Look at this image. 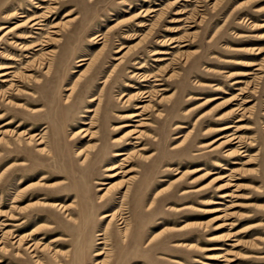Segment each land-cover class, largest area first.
Here are the masks:
<instances>
[{"label":"rangeland","instance_id":"rangeland-1","mask_svg":"<svg viewBox=\"0 0 264 264\" xmlns=\"http://www.w3.org/2000/svg\"><path fill=\"white\" fill-rule=\"evenodd\" d=\"M1 26L0 264H264V0H0Z\"/></svg>","mask_w":264,"mask_h":264},{"label":"bare ground","instance_id":"bare-ground-1","mask_svg":"<svg viewBox=\"0 0 264 264\" xmlns=\"http://www.w3.org/2000/svg\"><path fill=\"white\" fill-rule=\"evenodd\" d=\"M184 1H191V0H184ZM159 9H156V8H152V9H150V13H152V12H156V11H158ZM23 16V15H22ZM143 16H147V13H145ZM45 18V15H41V16H39V17H31V18H29L28 20H27V24H29L30 23V26L31 27H33V28H35V29H42V25H44V19ZM182 19H175V22H177V21H181ZM145 25H148V24H146V23H141L140 24V26H145ZM4 28V26H1L0 27V29H3ZM53 28H55V27H53ZM53 32V34H57V31L56 30H53L52 31ZM34 36L33 35H27L26 37H24V38H33ZM46 43H41V42H37V43H35V44H33V45H28V44H24L23 42H19V41H17V40H12L11 41V43H13L15 46H18L19 48H21V49H23L24 51H29V50H31V49H34L35 47H37V46H39V45H44V46H47V45H51L52 44V42H51V40H49V41H45ZM36 50H38V48L36 49ZM53 53H55V51L52 49L51 51H49V52H47V55H50V56H52L53 55ZM162 54H168L166 51H162L161 52ZM156 54V53H155ZM157 60H165V59H162V58H158ZM4 61V60H3ZM259 66V65H258ZM14 67V65L13 64H9V65H1L0 64V70H3V69H8V70H6V71H3V72H1L0 73V77H3L2 78V82H8V83H11L13 80H15V81H18L19 79H18V77H19V75H17V74H14V71L11 69V68H13ZM28 68H31V65H29L28 64V66H27ZM260 68L261 67H259V68H257L256 70H260ZM250 74H253V73H246L245 75H250ZM14 77V78H13ZM21 78H23L24 76L22 75V76H20ZM147 79H150V78H147ZM155 80H158V79H155ZM241 81H239V80H236L235 81V83H240ZM13 85H16V84H14L13 82H12V84H10V87L8 88L9 90H11L12 89V86ZM9 90H7L5 93H4V96L6 97L7 96V98L9 99V97L11 96V92L9 91ZM243 92H245V91H243ZM147 96H150V95H147ZM97 98L96 97H92V101L93 100H96ZM9 102H11V100L9 101ZM19 104V103H18ZM20 106H21V104H19ZM242 110H245V109H242ZM138 115V113H135V114H132L131 116L133 117V116H137ZM127 124H125L124 126H126ZM234 127V125H232V124H228V125H223V126H221V127H219V128H217L216 129V131H227V130H229V129H231V128H233ZM87 132V131H86ZM130 132V131H129ZM128 133H126L125 135H127ZM87 134H85V135H83V136H86ZM229 137H228V139H227V141H225V144H227V143H232V144H234V143H238V142H241L242 141V138L240 137V135L238 134V129H237V131L234 133V134H230V135H228ZM118 140H120V139H118ZM41 142H43V141H41ZM115 155L116 156H125L126 155V152H123V151H119V152H116L115 153ZM128 158H129V156H128ZM118 166L119 165H113V166H109L108 168H107V170H115L116 168H118ZM121 171H119V172H116V173H112V174H110V176L111 177H113V176H117L119 173H120ZM223 177H227V175H225V176H223ZM103 184H107V183H103ZM99 189H102V188H99ZM108 192H106L105 194H103L102 196H101V199H100V201H103L104 200V198H105V195L107 194ZM226 196H228V194H222L221 195V197H226ZM14 202H16V201H14ZM55 206H60V207H62L63 209H64V211H69L70 210V208H68V207H65L64 205H62L61 203H56L55 204ZM15 207V206H14ZM13 207V208H14ZM67 216H69L70 218H72L71 217V214L68 212L67 214H66ZM121 215V213L120 212H118V211H116V212H114V213H105V214H103V218H108V217H112V219L114 218V217H118V216H120ZM9 219L10 220H16V219H18V217H16L13 213H10V216H9ZM19 221V220H18ZM6 225H11V223L10 222H8V223H6ZM16 226H18V224H16ZM34 233H36V232H34ZM33 233V234H34ZM31 234H32V232H31ZM31 234H29V235H27V234H25V235H23V236H19L18 234H16V229L15 230H9L8 232H7V235H8V237H10L11 238V240H12V244H17V243H19V244H21L22 242H23V245H25V244H28L27 246H26V248L28 249V250H30V252H34L36 249H39L38 247V245H39V243H28V242H30L31 240H33L32 239V237H31ZM32 234V235H33ZM100 235H105L104 233L103 234H100ZM101 239H103V238H101ZM103 241V242H102ZM100 243H104L105 241L104 240H102ZM101 254H103L102 252H97L96 253V255H101ZM107 262L105 261V260H98L97 262H96V264H106Z\"/></svg>","mask_w":264,"mask_h":264}]
</instances>
